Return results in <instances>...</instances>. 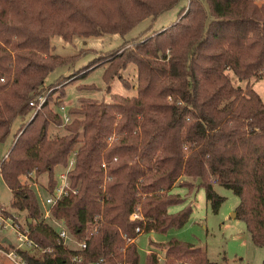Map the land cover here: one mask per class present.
Masks as SVG:
<instances>
[{"label":"trees","instance_id":"1","mask_svg":"<svg viewBox=\"0 0 264 264\" xmlns=\"http://www.w3.org/2000/svg\"><path fill=\"white\" fill-rule=\"evenodd\" d=\"M181 1L0 0V144L17 117H28L0 156V176L12 193L11 208L26 212L30 236L45 249L24 251L29 264H70L78 252L41 219L37 192L24 178L46 172L52 191L55 169L66 167L73 153L76 164L69 178L77 192L63 196L50 211L78 238L100 217L99 230L81 251V264L102 257L105 264H143L136 228H180L193 211L190 203L170 211L185 201L173 187L194 185L182 176L199 180L214 211L224 200L214 185L231 188L240 197L237 217L253 242L264 247V99L250 81L238 86L232 76L264 79V1L188 0L170 26L126 41L81 70L103 61L109 85L120 76L130 86L121 71L135 63L137 94H112L110 102L82 98L70 108L75 117L69 123L50 101L63 106L65 86L78 77L63 75L42 87L56 66L79 57L50 53L53 36L73 41L125 35L144 18H157ZM46 93L34 113L29 101ZM50 124L68 133L51 138ZM134 212L143 219H131ZM125 235L135 240L129 243ZM152 244L159 252H148L144 264H161V252L165 264H211L207 250L191 242L173 238Z\"/></svg>","mask_w":264,"mask_h":264},{"label":"rangeland","instance_id":"2","mask_svg":"<svg viewBox=\"0 0 264 264\" xmlns=\"http://www.w3.org/2000/svg\"><path fill=\"white\" fill-rule=\"evenodd\" d=\"M262 1L264 0H258V2ZM187 5L188 0H183L173 8L160 14L157 18L153 16L146 17L125 35L106 33L102 35L76 36L73 41H66L61 36H53L51 39L50 53L62 56L79 55V57L75 62L70 64L56 66L45 76L42 87L47 88L58 77L63 75L71 77L69 80L78 77L75 81L65 86L66 95L64 97V106L67 112H70L69 110L71 107L79 106L81 104L79 100L82 98L110 102L112 101V94H120L129 97L136 95L138 68L135 63H130L127 68L121 71V76L129 82L130 86H126L120 76L115 77L109 85L104 78L106 64H101L103 61L89 68L86 72H81V70L91 62L100 58L104 53L121 47L126 41H132L146 32L151 33L163 27L170 26L177 20L182 8ZM86 49H95V51ZM82 73L86 74L83 76ZM232 76L233 81L238 86L245 87L250 81L264 99L263 78L252 77L249 80H240L234 73H232ZM69 80H67V82ZM86 85L94 86L85 87ZM56 96L57 93L53 95V98ZM50 107L56 112L63 114V110L60 109V106L55 105L53 100L50 101ZM74 117L75 116L72 115V119ZM27 118L28 117H17L13 121L10 134L0 144V156H4L5 153H7L14 140L15 132ZM67 133L68 131L64 126L55 124L49 125L48 135L51 138ZM64 168L65 167L60 166L55 169L56 179L58 178V173L64 170ZM24 178L28 180V183L31 184L33 189L37 192L41 207L43 205V199L48 192V173L44 172L37 177L32 174V176L29 175ZM180 180L193 181L194 185L181 186L178 183L173 187L172 192L180 194L184 197L185 201L181 204L171 206L170 211L177 212L189 203L192 205L193 211L187 223L180 228L172 227L166 232H142L136 238V244L141 255V262L143 264L146 262L148 252L152 250L159 252V250L153 246L152 241L167 242L176 238L205 248L211 264H263L264 247H259L253 242L245 221L237 217V214L236 216L234 214L237 212L240 197L231 188L215 184V191L222 196L224 200L218 211H214L212 202L207 197L206 189L200 185L199 180H195L189 176H182ZM11 199L12 193L0 176V205L18 214L21 224L26 225V212L11 208ZM43 220L48 223L50 222L48 219L43 218ZM52 225L55 229L57 228L54 223ZM0 235H8L13 243H15L13 233L10 230H0ZM71 235L73 234L71 233ZM67 246L77 247L78 245L73 241ZM162 253L163 252L160 254ZM1 258L0 264H9L3 257Z\"/></svg>","mask_w":264,"mask_h":264},{"label":"built area","instance_id":"3","mask_svg":"<svg viewBox=\"0 0 264 264\" xmlns=\"http://www.w3.org/2000/svg\"><path fill=\"white\" fill-rule=\"evenodd\" d=\"M49 93V91H48ZM46 94H38L33 97L29 104L33 106L34 113L42 106L45 102ZM60 109L63 110L62 117L65 123H69L72 120V115L70 112H67L65 106H60ZM76 158L75 153H73L68 160V165L58 173L57 183L53 187L52 191H48L47 195L43 199V205L41 208V219H48L50 224H55L57 226L56 230L58 235L63 239L64 244L68 245L70 242H76L77 247H70L77 253L72 255L70 264H81L83 259V254L81 251L86 250L88 247V239L91 235L99 230L100 226V217L97 216L92 222L89 223L85 236L83 238H77L74 235H71L64 219L54 218L51 214L50 208L63 196L68 195L71 191L76 193L77 189L71 186V181L69 178V172L75 167ZM131 219L141 218L143 216L138 212L131 214ZM44 221V220H43ZM52 222V223H51ZM0 230H10L13 233L15 243L8 235H0V256L3 257L9 264H29L27 258L23 255L24 251L38 252L43 253L45 249L42 248L37 241H35L30 236V230L26 225L21 224L20 217L15 212L7 210L5 207H0ZM138 233H142L144 228L138 226L136 228ZM76 238H74V237ZM126 236V235H125ZM127 237L128 242H133L135 238ZM161 264H165V260L162 254H158ZM93 264H105V258L102 257L99 261ZM123 264V263H121Z\"/></svg>","mask_w":264,"mask_h":264},{"label":"water","instance_id":"4","mask_svg":"<svg viewBox=\"0 0 264 264\" xmlns=\"http://www.w3.org/2000/svg\"><path fill=\"white\" fill-rule=\"evenodd\" d=\"M234 214H235V216H236L237 212H235Z\"/></svg>","mask_w":264,"mask_h":264},{"label":"crops","instance_id":"5","mask_svg":"<svg viewBox=\"0 0 264 264\" xmlns=\"http://www.w3.org/2000/svg\"><path fill=\"white\" fill-rule=\"evenodd\" d=\"M31 176H32V174H31ZM136 241V240H135Z\"/></svg>","mask_w":264,"mask_h":264}]
</instances>
